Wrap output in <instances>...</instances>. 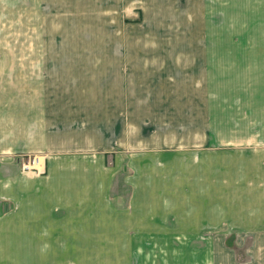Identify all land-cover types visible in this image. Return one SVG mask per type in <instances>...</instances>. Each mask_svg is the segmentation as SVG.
Segmentation results:
<instances>
[{"label": "rangeland", "instance_id": "1", "mask_svg": "<svg viewBox=\"0 0 264 264\" xmlns=\"http://www.w3.org/2000/svg\"><path fill=\"white\" fill-rule=\"evenodd\" d=\"M196 58L206 60L204 74L187 76ZM186 87L209 88L210 97L219 87H264V0H0V138L10 126H30L28 113H42L43 95L51 130L98 132L55 138L51 147L62 149L50 152L68 173L66 188L81 184L80 200L92 210L87 214L97 211V222L79 230L66 222L65 237H47L40 219L51 207L36 209L34 222L31 209L3 206L0 264L200 262L185 239L170 237L164 221L169 107ZM113 122L119 134L128 125L131 138H107ZM37 158H22V172H39L30 167ZM64 210L54 214L68 215ZM146 210L162 220L144 223ZM226 242L234 249L237 240ZM250 261L226 256L227 264Z\"/></svg>", "mask_w": 264, "mask_h": 264}, {"label": "crops", "instance_id": "2", "mask_svg": "<svg viewBox=\"0 0 264 264\" xmlns=\"http://www.w3.org/2000/svg\"><path fill=\"white\" fill-rule=\"evenodd\" d=\"M204 61L190 60L186 72L192 75L187 76L203 75ZM216 89V97H210L209 88L186 87L185 97L177 92L170 102V137L166 138L171 144L169 203L165 204L168 218L164 221L170 223L171 238L185 239L195 249L189 254L201 256L197 264H227L230 254L250 255L248 264H264V87ZM48 104L43 95L42 113H28L30 126H10L4 130L9 134L0 138V208L31 209V219L36 222L38 208L49 206V215L40 219L42 232L60 238L65 237L60 233L66 222L79 230L80 223L97 222V211L87 214L92 210L80 200L81 184L66 188L68 173L62 170L59 158L50 155L62 145L51 147V143L55 138H98V132L94 126L72 128V134L51 130ZM123 124L119 134L111 123L107 138H131L129 126ZM34 155L43 159L40 171L22 172L19 161ZM64 196L71 202L64 203ZM70 206L72 210L67 211ZM61 208L68 215L54 214ZM143 214L147 215L144 223L161 219L156 218V210L154 217L148 210ZM30 221L29 215L26 222ZM53 231L60 235H51ZM227 238L237 240L234 249L227 245ZM194 240L201 246H190Z\"/></svg>", "mask_w": 264, "mask_h": 264}, {"label": "built area", "instance_id": "3", "mask_svg": "<svg viewBox=\"0 0 264 264\" xmlns=\"http://www.w3.org/2000/svg\"><path fill=\"white\" fill-rule=\"evenodd\" d=\"M37 161H39V158H37V159H35L34 161H33V163H32V165L30 166L31 167V169H33V168H39V162H37ZM27 169H29L30 167H28V166H25Z\"/></svg>", "mask_w": 264, "mask_h": 264}, {"label": "bare ground", "instance_id": "4", "mask_svg": "<svg viewBox=\"0 0 264 264\" xmlns=\"http://www.w3.org/2000/svg\"><path fill=\"white\" fill-rule=\"evenodd\" d=\"M37 162H39L40 164L42 163L40 159H39V161H37ZM40 164H39V165H40Z\"/></svg>", "mask_w": 264, "mask_h": 264}]
</instances>
